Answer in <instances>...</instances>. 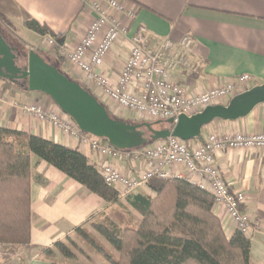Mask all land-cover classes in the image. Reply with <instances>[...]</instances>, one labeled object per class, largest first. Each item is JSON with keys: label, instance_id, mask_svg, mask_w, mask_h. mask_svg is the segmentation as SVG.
Instances as JSON below:
<instances>
[{"label": "crops", "instance_id": "0c3cea01", "mask_svg": "<svg viewBox=\"0 0 264 264\" xmlns=\"http://www.w3.org/2000/svg\"><path fill=\"white\" fill-rule=\"evenodd\" d=\"M90 1L0 0V24L12 39L27 48L47 53L45 55L51 57L52 64L60 63L65 75L74 76L79 85L86 88L81 76L64 59L63 53L74 50L85 37L93 19L87 8ZM118 1L128 10L137 12L136 24L146 26L159 37L175 42L186 35L194 38L190 68L181 69L173 76V82L189 94H202L242 75L252 76L255 86L264 85V0ZM120 18L124 24H129L127 18ZM30 19L47 26L55 34L59 43L55 51L47 52L44 37L37 34L43 42L36 47L26 45L24 36L35 34L26 26ZM36 53L47 63L43 53ZM128 55L126 48L115 47L100 73L116 79ZM51 66L59 71L56 65ZM17 102L40 105L48 111L57 108L45 94L26 91L19 84L0 80V128L78 149L97 166L98 157L95 154L82 150L77 142L53 127L22 115L15 107ZM205 132L264 134V105L236 122L215 121L204 128ZM216 161L232 190L245 195L243 211L260 224L250 239V264H264V151L224 150L217 154ZM141 166L139 161L133 168ZM133 195L149 197L154 193L146 188ZM126 199H120V204L139 218ZM118 208L119 204L106 203L59 170L31 156V244L18 247L24 248L28 256L17 263L14 256H9L13 247L0 245V264H63L55 245L68 244L78 229H88L93 223L112 217ZM214 212L226 236L231 238L237 231L234 221L222 207L215 208Z\"/></svg>", "mask_w": 264, "mask_h": 264}, {"label": "built area", "instance_id": "2783aa9c", "mask_svg": "<svg viewBox=\"0 0 264 264\" xmlns=\"http://www.w3.org/2000/svg\"><path fill=\"white\" fill-rule=\"evenodd\" d=\"M87 8L93 19L86 35L74 50L65 51L63 57L81 76L87 90L107 107L115 105L116 111H121L129 120L175 125L181 115L193 116L211 106L227 105L235 96L255 86L252 76L242 75L202 94H189L173 82V76L181 69L190 68L195 46L191 35L179 42L159 37L146 26L136 24L137 12L128 10L118 0H91ZM120 16L127 18L129 24H124ZM58 44L54 37H44V45L57 48ZM119 45L129 55L113 79L100 70ZM15 106L22 115L53 127L77 142L82 150L95 154L100 176L120 199L148 188L152 180L184 179L210 193L214 207L224 208L245 238L250 240L252 233L260 228L259 222L243 211L246 197L232 190L216 156L224 150L264 151V134L205 132L199 140L190 142L170 137L138 149L120 150L104 139L81 131L58 107L48 111L35 104L16 103ZM139 161L142 166L134 169Z\"/></svg>", "mask_w": 264, "mask_h": 264}, {"label": "trees", "instance_id": "16d2710c", "mask_svg": "<svg viewBox=\"0 0 264 264\" xmlns=\"http://www.w3.org/2000/svg\"><path fill=\"white\" fill-rule=\"evenodd\" d=\"M26 26L39 36L56 39L47 26L33 19ZM4 31L0 24L2 35ZM20 87L28 91L27 86ZM101 104L112 119L124 122ZM145 138L149 141L145 145L150 144L151 135ZM31 156L59 170L106 203L119 204L123 214L92 224L118 253V258L85 228L77 230L109 264H250V240L239 231L231 238L226 236L214 212V198L207 191L184 179L152 180L148 188L153 197L132 195L126 199L138 218L120 204L117 192L105 185L97 167L78 149L5 128H0V245L18 248L31 244ZM71 246L75 247L72 240L55 245L63 261H77Z\"/></svg>", "mask_w": 264, "mask_h": 264}, {"label": "water", "instance_id": "95a60500", "mask_svg": "<svg viewBox=\"0 0 264 264\" xmlns=\"http://www.w3.org/2000/svg\"><path fill=\"white\" fill-rule=\"evenodd\" d=\"M17 54L0 33V79L12 83L23 81L30 92L47 95L86 134L108 141L120 150L143 147L147 140L142 130L147 128L153 141L170 137L185 142L199 140L204 128L215 121L236 122L264 105V85L255 86L235 96L227 105L211 106L193 116L181 115L178 122L163 131L150 124L132 126L112 119L106 108L87 90L71 81L35 51L28 56L27 68L17 66Z\"/></svg>", "mask_w": 264, "mask_h": 264}, {"label": "rangeland", "instance_id": "374dc122", "mask_svg": "<svg viewBox=\"0 0 264 264\" xmlns=\"http://www.w3.org/2000/svg\"><path fill=\"white\" fill-rule=\"evenodd\" d=\"M1 33V32H0ZM3 37H5V40L7 42H9L12 47L15 49L16 54H17V66L22 69L25 70L27 68V62H28V56L29 53L31 51H35V52H39L40 54L43 53L42 51L40 52L39 50H36L35 48L32 50V48H27V46H25L24 44H22L20 41L12 39L11 36L9 34H7V32H3ZM24 41L26 43V45H30V46H34L36 47L38 44L42 43L43 41H41L39 39V37L36 34H31L29 36H24ZM9 44V45H10ZM10 45V46H11ZM45 50L47 52H53L56 50V48H52L49 47L47 45H44ZM44 54V53H43ZM47 54V53H45ZM44 57L47 61V63L49 65H56V67L62 72L64 73V71L62 70V67L60 65V63L58 62H53L52 64V59L50 56L45 55ZM65 59V58H64ZM66 60V59H65ZM67 62V61H66ZM66 75L72 80V81H76L77 79H75L74 76H71L69 74L66 73ZM2 80V79H0ZM78 83V82H77ZM80 83V82H79ZM18 85V84H17ZM22 86H26L24 82L21 83ZM20 85V86H21ZM101 101V100H100ZM102 102V101H101ZM18 103V102H17ZM103 103V102H102ZM16 104V103H15ZM40 106V105H39ZM16 107V106H15ZM42 107V106H41ZM107 107V105H106ZM108 110L109 112L115 117V118H119L120 120L122 119V121H124L125 123H143V124H151L153 130L155 131H163L169 128V124L167 122H153V121H138L135 122L134 120H129L127 119L125 116H123V114L121 113V111H116L115 108H117L115 105L113 106L112 104H108ZM54 111V110H52ZM115 112L117 114V116L115 115ZM21 113V112H20ZM142 132L144 133L145 137L150 138L151 133L145 129L142 130ZM148 141V140H147ZM149 142V141H148ZM154 142L152 139L150 140V143ZM152 194V193H151ZM150 196H154V195H150ZM122 204V203H121ZM121 209H117L116 213L113 215V217L117 214L122 213ZM135 216V215H134ZM95 239H97L106 249L108 252H110L115 258H118L119 255L118 253L101 237V235H99L93 228L92 225L86 229ZM72 241L75 244V247L71 246L72 251L76 254V256L78 257L76 262H69V261H63V264H109L107 262V260L102 256L99 255L98 253H96V251L90 246V244L85 240V236L81 235V233H77L74 234ZM11 249V247H10ZM11 254H9V256H14L17 259V263H19L20 261H24V258H26L28 256V253H26L25 249H17V248H12Z\"/></svg>", "mask_w": 264, "mask_h": 264}, {"label": "flooded vegetation", "instance_id": "af4514ba", "mask_svg": "<svg viewBox=\"0 0 264 264\" xmlns=\"http://www.w3.org/2000/svg\"><path fill=\"white\" fill-rule=\"evenodd\" d=\"M22 82H23V81H17V83H20V84H21Z\"/></svg>", "mask_w": 264, "mask_h": 264}]
</instances>
